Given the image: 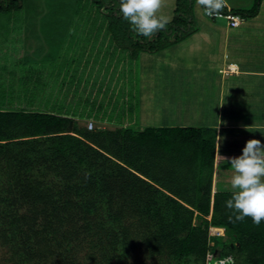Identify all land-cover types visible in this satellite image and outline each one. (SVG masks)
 Masks as SVG:
<instances>
[{
	"label": "trees",
	"instance_id": "1",
	"mask_svg": "<svg viewBox=\"0 0 264 264\" xmlns=\"http://www.w3.org/2000/svg\"><path fill=\"white\" fill-rule=\"evenodd\" d=\"M263 1L223 13L252 20ZM65 3L47 12L54 4L0 0V264H193L189 254L264 264V221L229 223L232 190L213 192L215 129L122 127L92 101L99 54L133 62L177 45L196 31V7L217 19L176 0L166 29L147 39L119 0ZM22 28L42 29L46 44L23 53ZM62 48L74 51L65 64Z\"/></svg>",
	"mask_w": 264,
	"mask_h": 264
},
{
	"label": "crops",
	"instance_id": "2",
	"mask_svg": "<svg viewBox=\"0 0 264 264\" xmlns=\"http://www.w3.org/2000/svg\"><path fill=\"white\" fill-rule=\"evenodd\" d=\"M195 15L194 34L160 53L143 55V73L153 77L155 127L216 130V193L228 189L219 183L220 172L232 171L221 156H239L249 139L264 143V27L252 19L232 28L206 19L202 12ZM186 53L192 57L189 69L182 64ZM157 61L161 64L154 67ZM230 65L237 72L225 73Z\"/></svg>",
	"mask_w": 264,
	"mask_h": 264
},
{
	"label": "rangeland",
	"instance_id": "3",
	"mask_svg": "<svg viewBox=\"0 0 264 264\" xmlns=\"http://www.w3.org/2000/svg\"><path fill=\"white\" fill-rule=\"evenodd\" d=\"M44 3V7H47V4H54V6H48L47 12H50L54 9L64 10L67 6H65L66 0H41ZM255 0H227L228 6L231 8H250L252 7ZM176 0H162L161 8L158 12V15H165L172 20L173 12L175 9ZM196 13L201 14L202 10L196 7ZM196 16V15H195ZM194 16V17H195ZM196 18V17H195ZM25 19V18H24ZM254 22L257 26L264 27V1L262 3L260 14L253 18ZM217 23H228L225 19H217ZM195 28L197 25V20L195 19ZM26 29H17L16 35L14 38H20V48L23 47V53L25 52L28 45H32V52H37V46L40 41L43 40V45L46 44L47 36L43 35V30L40 28L31 29V31L25 33ZM35 33V34H33ZM42 33V34H41ZM190 41V40H189ZM30 43V44H29ZM22 45V46H21ZM186 45V44H185ZM46 46V45H45ZM189 46V45H188ZM47 47V46H46ZM67 47V46H66ZM100 47V46H99ZM47 49V48H46ZM45 49V50H46ZM69 48H62V55L64 57L63 63H67L70 57L73 56V50L68 54ZM31 53V52H30ZM187 54V56H186ZM184 62L182 63L186 68H192L191 65L193 63L190 55L186 53ZM113 55V54H112ZM111 55V56H112ZM101 62L97 64V68L94 72H92L89 80L92 81V84L96 85V87L101 88L102 91L98 92L99 97L92 100L93 103H105L108 107L107 109V119H111L116 121L119 126L128 127V128H146V127H155L157 126L153 122V118H157V115L153 114L152 102H151V94L153 88V82H150V78L152 76H146V73H143L145 60L144 57H140L136 61H130L128 59H124L123 54H118L114 59H104L105 54H99ZM36 59V58H35ZM161 64L160 61L155 62L153 65L157 67ZM170 65L169 63H165V66ZM23 67V66H20ZM171 67H174L172 65ZM4 68V67H1ZM9 70L13 69V65H8ZM185 68V69H186ZM157 69V68H156ZM155 69V71H156ZM1 70V69H0ZM2 73V71H0ZM1 78V75H0ZM1 82V81H0ZM48 102V101H47ZM110 107V108H109ZM104 113V110H103ZM101 114V113H98ZM102 117L98 116V119ZM162 118V117H161ZM100 120V119H99ZM106 128L113 129L114 127H110L104 125ZM196 126V125H193ZM89 128V124H88ZM90 129V128H89ZM229 170H232L230 164L227 165ZM233 174V170L231 172H220L219 183L224 185L225 188L232 190L231 188V177ZM215 231V230H212ZM216 234H223V230H216Z\"/></svg>",
	"mask_w": 264,
	"mask_h": 264
},
{
	"label": "clouds",
	"instance_id": "4",
	"mask_svg": "<svg viewBox=\"0 0 264 264\" xmlns=\"http://www.w3.org/2000/svg\"><path fill=\"white\" fill-rule=\"evenodd\" d=\"M161 3L162 0H119V12L130 25V31L152 39L170 23L169 17L158 15ZM196 4L212 17L221 15L227 0H196ZM92 125H89L90 129ZM221 158L233 170L231 198L225 202L232 213L228 217L229 223L251 218L252 223L259 227L264 221V143L259 139H249L239 156ZM186 259L196 264L194 254H189ZM212 264H235V259L231 255L223 258L213 256Z\"/></svg>",
	"mask_w": 264,
	"mask_h": 264
},
{
	"label": "built area",
	"instance_id": "5",
	"mask_svg": "<svg viewBox=\"0 0 264 264\" xmlns=\"http://www.w3.org/2000/svg\"><path fill=\"white\" fill-rule=\"evenodd\" d=\"M226 7H227V5H226ZM207 17H209V18H214V19H226L227 22H228V25H229L230 27H232V28H237V27H239V26L241 25V23H242L241 19H240L238 16L230 15V14H226V15H224L223 12H222L221 15H219V16H212V17L207 16ZM237 70H238V69H237L236 66H234V65H230V66L228 67V70L225 71V73H235V72H237ZM92 128H93V125H92ZM213 230L216 231V229H213ZM215 231H212V234L215 235V234H216Z\"/></svg>",
	"mask_w": 264,
	"mask_h": 264
}]
</instances>
